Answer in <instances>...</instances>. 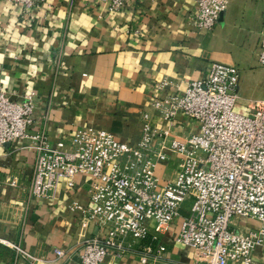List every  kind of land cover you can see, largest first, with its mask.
Segmentation results:
<instances>
[{
    "label": "crops",
    "instance_id": "crops-1",
    "mask_svg": "<svg viewBox=\"0 0 264 264\" xmlns=\"http://www.w3.org/2000/svg\"><path fill=\"white\" fill-rule=\"evenodd\" d=\"M112 2L38 0L24 7L0 0V90L19 103L34 96L31 133L44 132L51 142L70 145L79 131L93 128L134 146L147 113L175 138L194 134L197 122L179 115L169 126L151 102L155 96L180 95L190 82L207 78L214 62L238 66L239 108L264 97V69L258 62L264 0H230L211 31L190 22L191 0H125L117 10ZM163 82L168 86L159 89ZM34 160L21 140L0 147V240L20 245L39 259L36 264H80L78 256L59 258L56 250L70 254L84 239L108 234L70 209L73 202L90 205L91 181L78 176L72 187L64 181L56 198L34 197ZM158 169L165 180L177 170L175 162ZM190 206V201L183 205L182 216ZM182 220L170 227L164 242L174 257L189 263L192 250L175 243ZM235 224L258 227L255 220ZM255 251L261 263L263 252ZM0 264H15L14 250L1 243ZM103 264L140 262L109 256Z\"/></svg>",
    "mask_w": 264,
    "mask_h": 264
},
{
    "label": "built area",
    "instance_id": "built-area-1",
    "mask_svg": "<svg viewBox=\"0 0 264 264\" xmlns=\"http://www.w3.org/2000/svg\"><path fill=\"white\" fill-rule=\"evenodd\" d=\"M9 1L31 7L38 0ZM124 1L113 0L112 9ZM191 1L190 22L211 31L230 0ZM260 42L258 62L264 69V39ZM239 81L238 66L214 62L207 78L190 82L180 95L155 96L151 107L167 125L184 115L199 129L175 138L146 113L134 146L93 128L79 131L70 145L53 143L44 132H30L34 96L19 103L0 90V147L21 140L33 150L32 196L53 199L64 181L70 187L78 176L91 181L90 205L73 202L70 209L108 234L84 239L70 254L57 249L56 255L78 256L80 264H103L109 256L140 264H264V97L237 111ZM166 162H175L177 170L165 180L158 168ZM187 201L189 214L182 216ZM180 217L175 243L192 250L189 263L174 257L164 242ZM241 219L255 220L258 227L240 229L235 222ZM0 243L14 250L15 264L39 261L20 245ZM257 249L263 252L261 263L254 259Z\"/></svg>",
    "mask_w": 264,
    "mask_h": 264
},
{
    "label": "rangeland",
    "instance_id": "rangeland-1",
    "mask_svg": "<svg viewBox=\"0 0 264 264\" xmlns=\"http://www.w3.org/2000/svg\"><path fill=\"white\" fill-rule=\"evenodd\" d=\"M237 111L242 112V111H244V110H243L242 108H238Z\"/></svg>",
    "mask_w": 264,
    "mask_h": 264
}]
</instances>
